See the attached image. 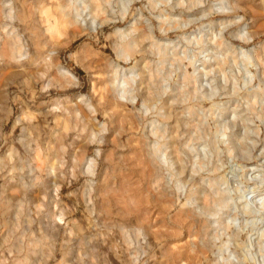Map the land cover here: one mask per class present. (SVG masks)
Here are the masks:
<instances>
[{
	"label": "rangeland",
	"instance_id": "1",
	"mask_svg": "<svg viewBox=\"0 0 264 264\" xmlns=\"http://www.w3.org/2000/svg\"><path fill=\"white\" fill-rule=\"evenodd\" d=\"M0 204V264H264V0H0Z\"/></svg>",
	"mask_w": 264,
	"mask_h": 264
},
{
	"label": "bare ground",
	"instance_id": "2",
	"mask_svg": "<svg viewBox=\"0 0 264 264\" xmlns=\"http://www.w3.org/2000/svg\"><path fill=\"white\" fill-rule=\"evenodd\" d=\"M43 13V12H42ZM44 13H46V15H47V18H48V20L49 19H51V18H54V16L51 14V13H49V12H44ZM55 20H56V25H54V24H50V27L51 26H54V30H53V35L52 36H58L59 37V35H61L62 33H61V31H62V28H63V26L65 25V23H67L66 21L64 22V19L62 20V18H60V17H58V18H54ZM49 22H50V20H49ZM69 22V21H68ZM49 27V30L51 31V28ZM20 52V51H19ZM63 73V75L64 76H67V75H69L67 72H62ZM28 156V155H27ZM25 184V183H24ZM22 186V185H21ZM28 187V186H27ZM26 194V193H25ZM3 203H5V202H3ZM10 204V203H9ZM1 205V204H0ZM6 207L7 208V206L6 205H3V207ZM1 207V206H0ZM3 207H1V210H2V208ZM4 207V208H5ZM0 210V211H1ZM4 210V209H3ZM8 210V209H7ZM7 210H5V211H7ZM5 211H4V214H5ZM1 213H3V212H1ZM1 215V214H0ZM19 238V237H18ZM20 249V248H19Z\"/></svg>",
	"mask_w": 264,
	"mask_h": 264
}]
</instances>
